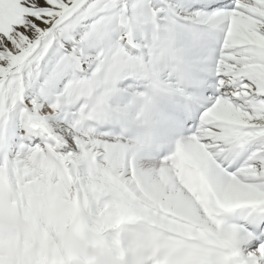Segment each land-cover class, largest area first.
<instances>
[{
  "label": "snow or ice",
  "instance_id": "1",
  "mask_svg": "<svg viewBox=\"0 0 264 264\" xmlns=\"http://www.w3.org/2000/svg\"><path fill=\"white\" fill-rule=\"evenodd\" d=\"M181 152L216 196L256 198L206 215ZM69 159L194 225L149 229L136 264H264V0H0V264H41L32 186Z\"/></svg>",
  "mask_w": 264,
  "mask_h": 264
},
{
  "label": "bare ground",
  "instance_id": "2",
  "mask_svg": "<svg viewBox=\"0 0 264 264\" xmlns=\"http://www.w3.org/2000/svg\"><path fill=\"white\" fill-rule=\"evenodd\" d=\"M181 153L186 162L196 167L191 154ZM62 162L64 171L56 169L44 175L45 187L43 189H38L35 185L32 186L34 191L41 192L40 200L43 212L35 218L37 229L28 237V244L42 257L41 264H66L65 256L67 257V264H136V255L140 251L147 250L150 244L155 243L152 235L146 229H151L153 233H159L173 239L178 238V234L195 236L196 229L191 221L186 216L177 214L170 207L162 205L158 209H153L150 216L146 217L130 208L117 206L109 186L102 180L91 182L89 189L85 181L80 187L77 184L78 181L75 182L79 187L76 188L80 189L82 195L86 196L87 192L90 193L91 201L89 202L86 196L87 199L83 201L82 205L88 214L95 215L94 218L85 219L78 214L77 218L73 213L77 208L76 203L80 199V193L72 190L71 175L74 174L77 178L78 175L82 177L81 166L71 159ZM149 164L148 159L142 161L144 167H148ZM13 178L15 179V174ZM27 183V178L20 180L21 192H23V185ZM200 185L199 189L196 188V190L200 191L205 201L203 205L205 214L209 216L217 207L229 209L238 203L256 198L253 193L234 189L232 193L221 199L213 193L202 174ZM187 188L190 192V187L187 186ZM23 202L22 200L21 203ZM94 206L98 208L95 209V212L92 211ZM79 208L78 212H80ZM70 223H72L71 226ZM74 226L77 227L76 230L73 229ZM77 229H79V234H77ZM189 229H192V232ZM125 231H129L126 237L134 244L131 247H118L111 238L106 236V234L111 236ZM69 232L79 238L81 246L77 248L65 245L64 251L61 252L57 247H54L55 242L65 238ZM103 237L108 241L107 246L101 242ZM46 240H49V246L44 244ZM141 245L146 248L143 249ZM108 247L113 249L118 258L111 255Z\"/></svg>",
  "mask_w": 264,
  "mask_h": 264
},
{
  "label": "rangeland",
  "instance_id": "3",
  "mask_svg": "<svg viewBox=\"0 0 264 264\" xmlns=\"http://www.w3.org/2000/svg\"><path fill=\"white\" fill-rule=\"evenodd\" d=\"M179 158L181 159V160H184V158L182 157V155H180L179 154ZM177 161H179V160H177ZM79 177L77 178V176L76 175H74V174H72L71 175V180H72V182H73V191H75V192H79L80 193V195H79V198L80 199H78L77 200V206H78V208L80 209V212H79V216L80 217H84L85 219H91V218H94L93 217V215L91 214V213H87V211L85 210V208H84V205H82L83 204V201H85L87 198H88V200H89V202L91 201V197H90V193L89 192H87V194H85L86 196H87V198H86V196H84V195H82V193L80 192V189H78L79 187H80V185L82 184V182L84 183V180H83V178L80 176V175H78ZM76 181H78V183L76 182ZM75 182L77 183V184H79L78 186H77V184H75ZM88 185H87V188L89 189V188H91V185H90V183H87ZM186 186H188V187H190V193H192L193 195H194V192H193V189H192V186L189 184V183H187V185ZM75 187V188H74ZM76 187H78V188H76ZM77 190V191H76ZM79 190V191H78ZM195 197H196V199H197V196L196 195H194ZM63 198H65V196H62ZM66 197H68V196H66ZM82 197V198H81ZM106 199V198H105ZM80 200H81V202H80ZM80 204V205H79ZM97 206H94L93 208H92V211H96L98 208H96ZM96 209V210H95ZM177 214H180V213H178V212H176ZM83 215V216H82ZM96 216H99V214H96ZM78 218V217H77ZM76 218V219H77ZM75 222H76V220H75ZM72 225V223H70V226ZM77 225V224H76ZM119 225V224H118ZM78 226V225H77ZM79 227V226H78ZM76 226H74L73 227V229H75L76 230ZM85 229V228H84ZM129 230V229H128ZM129 232V231H128ZM127 231H125V232H122V233H120V234H113V235H109V234H106V236H108L109 238H111L113 241H114V243H116V245L118 246V247H121V248H123L124 246L126 247V246H129V247H131V246H133L134 244H133V242H131L130 240H128L127 239V235H125L126 233H128ZM106 233V232H105ZM77 234H79V229H77ZM104 238V237H103ZM107 238V237H106ZM108 238V239H109ZM88 239L90 240V237H88ZM105 239V238H104ZM101 239L100 241L101 242H104L106 245H108V241L105 239ZM110 239V240H111ZM103 244V243H102ZM133 244V245H132ZM93 246H95V244H92ZM141 247L143 248V249H145L146 247L144 246V245H141ZM108 250H109V252H112L113 251V249L111 248V249H109V247H108ZM114 252V251H113ZM114 254H115V256H117L116 255V253L114 252ZM113 254V255H114Z\"/></svg>",
  "mask_w": 264,
  "mask_h": 264
},
{
  "label": "clouds",
  "instance_id": "4",
  "mask_svg": "<svg viewBox=\"0 0 264 264\" xmlns=\"http://www.w3.org/2000/svg\"><path fill=\"white\" fill-rule=\"evenodd\" d=\"M65 245L79 248L81 246V241L79 240L78 237H76L71 232H69V234L65 238H63L62 240L56 241L54 247H57L59 251L63 252ZM65 261L67 264L66 256H65Z\"/></svg>",
  "mask_w": 264,
  "mask_h": 264
},
{
  "label": "water",
  "instance_id": "5",
  "mask_svg": "<svg viewBox=\"0 0 264 264\" xmlns=\"http://www.w3.org/2000/svg\"><path fill=\"white\" fill-rule=\"evenodd\" d=\"M49 245H50L49 240H47L46 241V246H49Z\"/></svg>",
  "mask_w": 264,
  "mask_h": 264
}]
</instances>
